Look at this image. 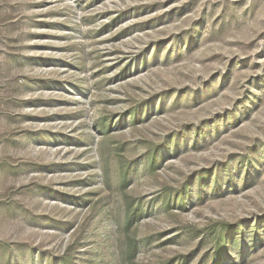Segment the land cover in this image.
<instances>
[{"label":"rangeland","instance_id":"374dc122","mask_svg":"<svg viewBox=\"0 0 264 264\" xmlns=\"http://www.w3.org/2000/svg\"><path fill=\"white\" fill-rule=\"evenodd\" d=\"M0 264H264V0H0Z\"/></svg>","mask_w":264,"mask_h":264}]
</instances>
